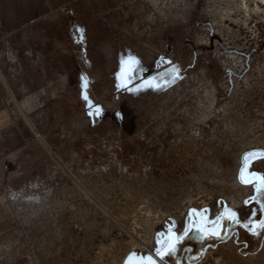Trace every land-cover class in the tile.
I'll return each instance as SVG.
<instances>
[{
  "label": "rangeland",
  "instance_id": "rangeland-1",
  "mask_svg": "<svg viewBox=\"0 0 264 264\" xmlns=\"http://www.w3.org/2000/svg\"><path fill=\"white\" fill-rule=\"evenodd\" d=\"M182 1L0 0V264H161L170 236L168 264L261 253L240 171L264 175V11L226 31Z\"/></svg>",
  "mask_w": 264,
  "mask_h": 264
},
{
  "label": "bare ground",
  "instance_id": "bare-ground-1",
  "mask_svg": "<svg viewBox=\"0 0 264 264\" xmlns=\"http://www.w3.org/2000/svg\"><path fill=\"white\" fill-rule=\"evenodd\" d=\"M146 1L150 2L154 6L155 10L158 11V13H163L165 11H167V13L169 11H171V13L173 11H183L185 10L186 4L188 3L187 1L183 2L182 0H146ZM261 5H264V0H210V3L208 4L206 11H209L212 14H216V16L218 15L217 20H218V23L221 25V28H224V30L228 31L231 28L227 24H224V20L225 21L231 20L232 22H240L243 25L247 26V21L248 19H250L252 14H259L261 11H264V8L262 9ZM207 106L209 108L211 106L215 108L214 95L207 96ZM220 110L224 111L225 113L226 111H230V106L228 105L227 102H225L220 106ZM255 139L259 140V138H255ZM261 142L262 144H264L263 141ZM213 179H217V178H212L211 180ZM215 182H218V181L215 180ZM214 186H217V185L215 184ZM201 189L205 195L225 194L222 187L221 188H214V187L211 188L210 187L209 189H207L205 185L201 184ZM187 197H190L188 193L186 194V198ZM149 238L147 240H144V242H142L143 241L142 240L139 243L140 244L147 243L151 239ZM205 252L206 254L203 256L201 260L194 262V263L186 261V262H183L182 264H204V263L206 264H228L227 257H224L222 254L215 256L214 251L212 250H206ZM231 252L233 253L232 250L226 251L227 256H230ZM233 256L234 257L231 262H237L239 264H259V262L264 260V247L262 248L261 253L259 252L258 253L256 252L248 253L246 254V256H240L236 253V254H233ZM208 257H210V260L208 259ZM228 258L230 259V257Z\"/></svg>",
  "mask_w": 264,
  "mask_h": 264
},
{
  "label": "snow or ice",
  "instance_id": "snow-or-ice-1",
  "mask_svg": "<svg viewBox=\"0 0 264 264\" xmlns=\"http://www.w3.org/2000/svg\"><path fill=\"white\" fill-rule=\"evenodd\" d=\"M85 99H87V97L85 96ZM260 156H264V153L259 154ZM256 154L254 153H246L243 157V166L241 168L240 171V179L243 183H253L254 187H255V191H256V196L253 197V199L257 200L258 203L261 204V208L262 210H264V175L255 173V172H248V176L254 178V180H250L247 179L245 176V172L248 170L249 166H250V157H255ZM247 203V202H246ZM205 212L207 210H204ZM199 216L198 213L195 212V210H192V214L190 215V219L191 216ZM228 218L232 219V220H236L237 216L235 213L233 212H229L227 213ZM200 219H203V217H200ZM213 223V230H208L205 227H200L199 224L196 221H193L190 225L189 228L196 226L198 231H201L203 233H205V235H207L210 231V234L212 236H218L220 235L219 232L215 231V227H217L215 222ZM256 227H259L260 229H264V221H260L258 225H255L254 227H252L250 230L255 232ZM188 233L185 232L184 235H187ZM182 239V237L180 236H176L175 240L172 239V236L169 237V240L167 242V247H165L163 250L158 248L156 251V254L158 256H160L161 258H163V256L165 254H171L172 252L176 251V244ZM157 243H159V241H157ZM136 254L133 253L132 256L129 257V260L127 261V264H133V257ZM135 264H155V262L152 260L151 257H141L139 259V261H136Z\"/></svg>",
  "mask_w": 264,
  "mask_h": 264
},
{
  "label": "water",
  "instance_id": "water-1",
  "mask_svg": "<svg viewBox=\"0 0 264 264\" xmlns=\"http://www.w3.org/2000/svg\"><path fill=\"white\" fill-rule=\"evenodd\" d=\"M16 101V100H15ZM18 108V107H17ZM148 252L154 257L156 258L161 264H168L167 262H165L163 259H161L156 253L155 251L152 250H148Z\"/></svg>",
  "mask_w": 264,
  "mask_h": 264
},
{
  "label": "crops",
  "instance_id": "crops-1",
  "mask_svg": "<svg viewBox=\"0 0 264 264\" xmlns=\"http://www.w3.org/2000/svg\"><path fill=\"white\" fill-rule=\"evenodd\" d=\"M191 208H192V207H190V209H191ZM190 209L188 208V210L186 211V212H188V213H187V217H189V216L192 214V213L189 212ZM191 217L193 218V216H191Z\"/></svg>",
  "mask_w": 264,
  "mask_h": 264
}]
</instances>
